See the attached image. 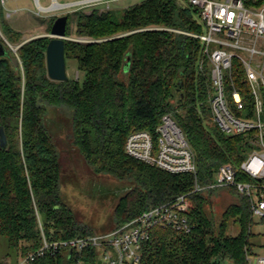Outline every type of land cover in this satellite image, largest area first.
<instances>
[{
  "label": "trees",
  "instance_id": "trees-1",
  "mask_svg": "<svg viewBox=\"0 0 264 264\" xmlns=\"http://www.w3.org/2000/svg\"><path fill=\"white\" fill-rule=\"evenodd\" d=\"M243 2L247 8L264 5V0ZM70 22L78 37L95 42L65 41V60L76 61L83 79L56 82L46 71L49 38L17 48L23 35L0 14L3 34L16 49L14 53L2 41L7 55L0 57V139H6L0 145V236L21 260L42 246V236L56 242L95 233L63 200L60 154L47 126L50 107L66 112V138L87 168L134 181L115 207L114 227L194 186L193 175L170 174L128 157L124 145L130 133L155 135L162 117L171 115L195 154L201 186L211 183L225 163L239 168L250 151L243 136H226L213 123L210 68L199 40L188 35L203 31L197 9L183 0H143L126 8L120 19L110 10L75 12L68 16L67 37ZM238 175L239 181H249L241 170ZM226 189L237 201L218 219L209 207L211 194L220 189L204 190L190 195L189 233L152 228L141 244L140 264H246V253L258 246L251 241L250 201L234 188ZM230 221L239 228L235 235L229 234ZM83 259L98 264V251L85 250ZM29 264L68 262L57 254Z\"/></svg>",
  "mask_w": 264,
  "mask_h": 264
},
{
  "label": "built area",
  "instance_id": "built-area-1",
  "mask_svg": "<svg viewBox=\"0 0 264 264\" xmlns=\"http://www.w3.org/2000/svg\"><path fill=\"white\" fill-rule=\"evenodd\" d=\"M183 1L198 10L203 29L200 34L188 35L199 40L201 56L210 68L213 123L226 136H243L250 151L239 168L225 163L211 183L201 186L192 148L171 115H164L155 135L148 131L130 133L124 151L128 157L170 174L193 175V190L103 233L56 242L42 236V246L22 259V264L57 254L68 264H86L83 252L91 248L98 251V264H140L141 244L148 240L152 228L191 231L187 219L190 195L204 190L234 188L249 199L252 219L259 217L264 224V5L247 8L243 0ZM239 170L249 181L238 180ZM245 262L264 264V253L247 252Z\"/></svg>",
  "mask_w": 264,
  "mask_h": 264
},
{
  "label": "rangeland",
  "instance_id": "rangeland-1",
  "mask_svg": "<svg viewBox=\"0 0 264 264\" xmlns=\"http://www.w3.org/2000/svg\"><path fill=\"white\" fill-rule=\"evenodd\" d=\"M143 0H100L97 2H86V0H0V14L2 18L16 31L22 35V42H29L39 37H45L49 33L48 21L52 15L73 14L75 12H84L89 14L92 10L105 12L110 10L120 19L123 11ZM53 5H64L75 3L68 7H55L53 5L49 10L43 11L39 8ZM42 33V34H41ZM48 38V37H47ZM65 41H74L79 43H90L95 40L86 37H78L75 34L74 22H70V34ZM0 39L14 49L3 34L0 24ZM24 43V44H25ZM66 72L69 79L81 81L83 74L78 72L76 61L66 59ZM47 126L56 141L60 154L61 165V187L63 200L71 207L76 219L89 227L92 231L102 232L103 226L108 220L111 222L106 231L114 228L113 213L121 196L134 187L132 180H118L112 176L97 175L93 173L84 163L81 155L73 148L70 139L66 135L70 132L68 117L64 111H55L49 108ZM237 201L236 195L226 188L215 190L210 196L209 214L215 218L221 217L224 210ZM251 232L254 237L251 241L258 246L254 248L257 254H263L264 248V224L259 217L253 218ZM99 225V226H97ZM229 234L235 235L239 228L232 221L229 222ZM101 230V231H100ZM0 264H22L15 250L9 247L5 238L0 236ZM102 264H107L105 261ZM224 264H231L226 261Z\"/></svg>",
  "mask_w": 264,
  "mask_h": 264
},
{
  "label": "water",
  "instance_id": "water-1",
  "mask_svg": "<svg viewBox=\"0 0 264 264\" xmlns=\"http://www.w3.org/2000/svg\"><path fill=\"white\" fill-rule=\"evenodd\" d=\"M73 5V4H72ZM67 16L62 15L58 17L53 25L50 28V31L45 37L49 38V42L45 51V62H46V71L47 77L51 81L64 82L69 80L66 72V62L64 56V43L67 40L66 36V25H67ZM9 48L10 45L4 42ZM23 42L21 45H23ZM19 45L17 48H19ZM14 51V50H13ZM7 51L0 39V57H5ZM129 65V61L126 63V66ZM182 86V85H181ZM180 99L183 98V94L180 92ZM6 139L4 135L0 139V145L4 146Z\"/></svg>",
  "mask_w": 264,
  "mask_h": 264
},
{
  "label": "crops",
  "instance_id": "crops-1",
  "mask_svg": "<svg viewBox=\"0 0 264 264\" xmlns=\"http://www.w3.org/2000/svg\"><path fill=\"white\" fill-rule=\"evenodd\" d=\"M37 1H38V0H37ZM37 4H38V3H37ZM53 4H54V3H53ZM53 4H50V5L45 6V7H41V6L38 4V6H39V8H42V10L44 9L43 11L46 12V10H49ZM72 4H73V3H71V4H64V5H60V6H62V7H68V6H72ZM73 5H75V3H74ZM41 34H42V33H41ZM43 34L46 35V32H44ZM110 224H111V222L108 220V222L105 223V225L103 226V229H102V230H105V231H102V232L94 231V232H95V233H103V232H106V230H107V228L110 226ZM97 226H99V225H97ZM100 231H101V230H100Z\"/></svg>",
  "mask_w": 264,
  "mask_h": 264
},
{
  "label": "flooded vegetation",
  "instance_id": "flooded-vegetation-1",
  "mask_svg": "<svg viewBox=\"0 0 264 264\" xmlns=\"http://www.w3.org/2000/svg\"><path fill=\"white\" fill-rule=\"evenodd\" d=\"M66 16H67V18H68V16H69V14H65ZM60 16H62V15H60ZM59 15H52V16H50V18L49 19H47V21H48V30L50 31V28H51V26L53 25V23L55 22V20L58 18V17H60ZM67 22H68V19H67ZM67 26V25H66Z\"/></svg>",
  "mask_w": 264,
  "mask_h": 264
},
{
  "label": "bare ground",
  "instance_id": "bare-ground-1",
  "mask_svg": "<svg viewBox=\"0 0 264 264\" xmlns=\"http://www.w3.org/2000/svg\"><path fill=\"white\" fill-rule=\"evenodd\" d=\"M60 5H53V8H55V7H59ZM42 9V8H41ZM44 10V9H43Z\"/></svg>",
  "mask_w": 264,
  "mask_h": 264
}]
</instances>
